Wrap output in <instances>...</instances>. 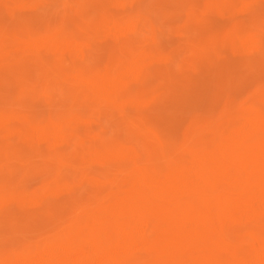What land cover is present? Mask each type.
Listing matches in <instances>:
<instances>
[{"label":"rangeland","instance_id":"rangeland-1","mask_svg":"<svg viewBox=\"0 0 264 264\" xmlns=\"http://www.w3.org/2000/svg\"><path fill=\"white\" fill-rule=\"evenodd\" d=\"M257 114L264 0H0V264L75 234L138 169L162 181L222 148L246 161ZM256 238L264 210L233 217L212 264H260Z\"/></svg>","mask_w":264,"mask_h":264},{"label":"bare ground","instance_id":"bare-ground-1","mask_svg":"<svg viewBox=\"0 0 264 264\" xmlns=\"http://www.w3.org/2000/svg\"><path fill=\"white\" fill-rule=\"evenodd\" d=\"M35 17L16 18L33 22ZM30 33L36 37L38 31ZM242 133L250 144L246 161L231 163L232 151L222 148L162 181L138 169L131 186L102 214L62 242L14 264H212L228 221L264 210V116L251 118ZM231 172L242 174L238 192L214 202L211 189L224 185ZM256 242L260 252L254 261L264 264V240Z\"/></svg>","mask_w":264,"mask_h":264}]
</instances>
